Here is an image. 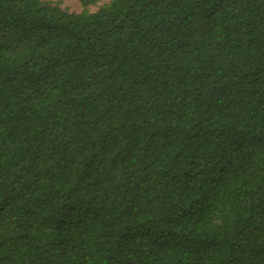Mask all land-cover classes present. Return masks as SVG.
<instances>
[{
    "label": "trees",
    "instance_id": "trees-1",
    "mask_svg": "<svg viewBox=\"0 0 264 264\" xmlns=\"http://www.w3.org/2000/svg\"><path fill=\"white\" fill-rule=\"evenodd\" d=\"M0 0V264H264V0Z\"/></svg>",
    "mask_w": 264,
    "mask_h": 264
},
{
    "label": "rangeland",
    "instance_id": "rangeland-1",
    "mask_svg": "<svg viewBox=\"0 0 264 264\" xmlns=\"http://www.w3.org/2000/svg\"><path fill=\"white\" fill-rule=\"evenodd\" d=\"M42 1H59L61 3V6L63 8L68 9L69 11H81L83 9V5L81 0H42ZM109 0H99L97 5H91L89 6V10L95 11L100 5H102L105 2H108Z\"/></svg>",
    "mask_w": 264,
    "mask_h": 264
}]
</instances>
